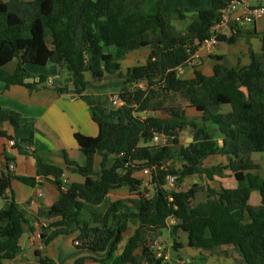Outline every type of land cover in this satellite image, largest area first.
I'll list each match as a JSON object with an SVG mask.
<instances>
[{
	"label": "trees",
	"instance_id": "trees-1",
	"mask_svg": "<svg viewBox=\"0 0 264 264\" xmlns=\"http://www.w3.org/2000/svg\"><path fill=\"white\" fill-rule=\"evenodd\" d=\"M163 1L0 0V83L33 90L45 79L40 77L36 82L26 83L23 66L56 64L66 71L73 92L89 106L98 128L95 137L74 133L80 151L87 158L85 166L65 159L66 169L84 177V183H68L62 190L64 170L35 156L37 176L53 177L52 183L59 191L52 207L38 214L54 219L49 226L51 233L40 236L46 246L65 228L74 226L84 248L94 254L102 253V264H169L165 255H158L153 248L158 232L168 229L173 248L181 246L176 239L179 233H184L192 249L212 252L231 246L240 258L235 264H264V179L251 173L258 167L247 158L254 153L264 154L261 62L250 53L247 67L235 69L217 63L211 76L195 70L192 79L178 78V69L210 37L217 11L232 0H211L209 9L191 15L183 11L164 14ZM173 20L188 24L179 30L172 24ZM259 37L264 62V33ZM233 39V34L229 38L217 35L218 42L233 43ZM142 48L151 50L146 64L128 69L124 75L119 73L118 61ZM12 62L16 68L8 73L4 67ZM85 73L96 82L111 76L123 79L120 98L124 103L125 123H111L95 113L93 106L97 98L84 95ZM56 91L64 93L68 87ZM170 93L180 94L201 114L202 124L190 126L192 142L187 147L179 145L177 139L184 125L180 121V107L171 110V116L179 120L176 123L136 116L147 110L154 94L160 97ZM223 105H229L230 112L222 113ZM3 123L19 126L20 118L0 107V124ZM209 123L222 137L221 145L212 135ZM154 133L176 138L164 147L150 146ZM0 134L9 139L4 132ZM95 155L102 158L101 174L91 180ZM211 156L235 158L229 165L237 179L236 189L220 193L208 189L206 202L193 208L196 186L186 191L166 189V178L170 175L177 177V181L190 175L205 174L209 180L219 175L220 167H203L204 159ZM109 158H113V163L108 167ZM145 168L151 171L147 186L153 189L152 196L147 195L146 187L142 189L144 183L133 177L135 171ZM17 179L30 186L35 183L34 178ZM10 180L0 170V199L4 200L0 209V264L16 257L23 226L28 224L19 206L5 198ZM123 187L133 198L111 204L118 213L96 210L111 191ZM252 192L260 196L258 206L248 204ZM129 220H135L138 226L125 241L122 252L116 255L122 242L119 224ZM169 220L174 223L169 225ZM86 224L98 227L87 228ZM140 258L142 262L138 261ZM205 260L199 254L196 263L188 264H203ZM40 264L54 262L43 256ZM76 264H83V260H77Z\"/></svg>",
	"mask_w": 264,
	"mask_h": 264
},
{
	"label": "crops",
	"instance_id": "crops-1",
	"mask_svg": "<svg viewBox=\"0 0 264 264\" xmlns=\"http://www.w3.org/2000/svg\"><path fill=\"white\" fill-rule=\"evenodd\" d=\"M169 1H163V11ZM210 5L211 0H193L191 6L180 7L176 5L177 10L174 11H186L187 15H191L197 11L209 9ZM163 11L162 13H164ZM235 32H239V34H235ZM262 33H264V21H259L253 26L236 28L234 31L223 28L220 34L225 38H229L233 34V43L219 42L212 49L198 46L190 60L178 69V78L192 79L195 70L205 76H211L217 63L235 69L247 67L251 62L250 53L257 61L261 62L264 71L259 37ZM49 47L51 46L49 45ZM150 53L149 48L129 52L118 61L120 64L119 73L124 75L128 69L145 65ZM34 66L37 65L26 64L23 66L25 82L33 83L43 77L45 81L43 84H38V88L29 90L20 85L6 87L4 83H0V107L7 113L20 118L19 126H11L8 123L0 124V133L4 132L9 137L8 139L0 134V170L11 177L10 187L6 191L5 198L12 199L28 220V224L23 226V232L19 238L18 254L15 258L6 260L2 264H40V258L43 256L51 259L54 264H76L77 260L80 259L83 260V264H102L100 262L102 253L94 254L84 248L78 240L79 231L74 226L65 228L62 234L46 246L40 236V234L48 236L51 233L49 226L54 219L38 216V214L46 212L52 207L58 198L59 191L52 183L54 181L53 177L37 176L35 156H39L49 165L63 169L62 179L64 178L67 183H84V177L66 169L65 159L74 162L78 166H85L87 158L80 151L74 139V133L95 137L98 134V128L91 118L89 106L73 92L67 76L62 80L61 70L56 64L47 63L43 68ZM15 68L16 63L12 62L7 64L4 70L12 73ZM84 80L87 83L84 95L97 98V102L93 106L95 113L108 122L125 123L122 106L117 107L110 102V99L115 95H119L124 87L123 79L111 76L96 82L93 81L89 73H85ZM140 85L142 84H139V87L142 88L143 86ZM64 86L68 87V91L64 93L56 91V89ZM172 96L181 97L178 93L162 94L160 97L154 94L147 110L136 114V116L141 119L156 117L169 119L173 123L179 122L178 119L171 116V110L179 106L164 105L167 101L170 102L169 98ZM183 101L185 105L180 107L182 109L180 121L184 125L177 139L179 145L184 146L186 143H182V140L186 141L188 138H192L190 126L202 124V120L201 114L190 107L186 100L183 99ZM133 107L136 108L137 105H133ZM230 110L229 105L221 106L222 113H228ZM207 125L218 144L221 145L222 137L217 128L211 123ZM149 145L153 144L150 142ZM260 154L263 155V153L250 154V159H248L252 161L251 156ZM222 158H225L226 162L222 163ZM101 161L102 158L99 155L94 156L91 180L99 178ZM232 161H235L233 156H211L204 159V168L220 167V174L214 175L210 180L206 178L205 174L180 178L179 181H176V191H186L196 186L197 192L191 204L193 208L206 202L208 189L216 193H220L222 190L236 189L238 186L237 179L235 173L230 170L229 165ZM112 163L113 158H109L107 166H111ZM251 173L253 172L251 171ZM150 175L151 171L148 168L133 173V177L141 180L142 184L149 181ZM18 177L34 178L35 183L31 186L26 185L20 182L17 179ZM142 189H144L143 186ZM128 198H133V196L126 187L113 190L106 196L105 202L96 207V210L98 212L108 210L112 213H118L110 205ZM3 201V199H0V209ZM248 204L250 206L260 204L258 192L251 193ZM173 223V220H169V225ZM107 225L110 226V220ZM85 226L87 227V224ZM137 226L135 220L122 221L119 224L122 231V242L116 255L122 252L125 241L132 235ZM88 227L98 226L97 224H91ZM176 242L181 246L173 248L169 231L164 229L158 232L153 248L158 251L167 248V253L160 251L166 257H169L168 251L174 249V254H171L170 257L171 262L169 260L171 264H178L179 262L188 264L190 261L196 263L199 254L206 257L203 264H235L240 261L236 249L231 246H223L212 252H200L188 247L187 237L184 233L178 234ZM157 243L158 247L156 248ZM136 253H139V251ZM138 261L142 262L143 260L140 258Z\"/></svg>",
	"mask_w": 264,
	"mask_h": 264
},
{
	"label": "built area",
	"instance_id": "built-area-1",
	"mask_svg": "<svg viewBox=\"0 0 264 264\" xmlns=\"http://www.w3.org/2000/svg\"><path fill=\"white\" fill-rule=\"evenodd\" d=\"M217 15V22L212 26L210 37L202 41L199 46L212 49L219 43L217 35L220 34L223 28L234 31L236 28L253 26L259 21H264V0H257L253 4H251L250 0H232L226 6L219 9ZM110 102L117 107H121L124 104L120 98V94L112 97ZM175 138L173 135L154 133L150 142L156 147H164L172 143ZM167 164L169 165L170 163ZM176 181L177 177L173 175L168 176L166 178V189L176 191ZM61 182L63 185L62 190H65L68 183L64 178ZM144 187L150 186H147L146 182L144 183Z\"/></svg>",
	"mask_w": 264,
	"mask_h": 264
},
{
	"label": "rangeland",
	"instance_id": "rangeland-1",
	"mask_svg": "<svg viewBox=\"0 0 264 264\" xmlns=\"http://www.w3.org/2000/svg\"><path fill=\"white\" fill-rule=\"evenodd\" d=\"M257 0H250L251 4L255 3ZM193 0H170L168 2L167 5H165L164 7V14H168V15H173V14H176V12L174 10H177L176 9V5L180 6V7H185V6H191ZM174 12V13H173ZM178 12V11H177ZM183 12H186V11H183ZM172 24L179 30H184L186 25L188 24L187 22H181V21H178V20H173L172 21ZM31 67V66H30ZM34 67H40V68H43V66H34ZM61 76H62V80L67 76V73L66 71H61ZM68 77V76H67ZM140 86H143L140 85ZM170 99V102H166L164 105L165 106H179V107H183L185 105V102L183 101V99L179 96H172L169 98ZM186 143V141L182 140V143ZM152 146V145H151ZM247 158L250 159V156H247ZM251 159H252V163H254L255 165H257L258 169L256 170H253L252 172L254 174H258L260 177L264 178V154H260V155H253L251 156ZM222 163L223 162H226L225 158H222ZM217 161V160H216ZM220 161V160H218ZM214 163V161H213ZM145 189V187H144ZM146 192H147V195L148 196H152L153 194V189L152 188H149V187H146ZM154 243V242H153ZM153 247H154V244H153ZM158 247V243L156 244V248ZM167 248H164V249H160V251L164 252V253H167ZM158 255H161L162 253L160 251H158L157 249L155 250ZM171 254L173 255L174 254V249H170V251H168V255L169 257L165 255V259L166 261L169 263V260H170V257H171ZM206 261V260H205ZM171 262V260H170ZM197 262V261H196ZM171 264V263H169ZM178 264H184L179 262Z\"/></svg>",
	"mask_w": 264,
	"mask_h": 264
},
{
	"label": "water",
	"instance_id": "water-1",
	"mask_svg": "<svg viewBox=\"0 0 264 264\" xmlns=\"http://www.w3.org/2000/svg\"><path fill=\"white\" fill-rule=\"evenodd\" d=\"M191 142H192V138H188L184 146L187 147Z\"/></svg>",
	"mask_w": 264,
	"mask_h": 264
}]
</instances>
